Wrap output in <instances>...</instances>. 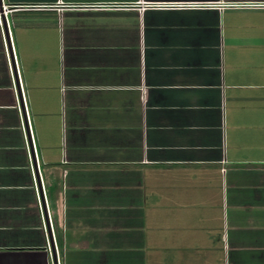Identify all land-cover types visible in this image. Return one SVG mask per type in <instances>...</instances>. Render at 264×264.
I'll return each instance as SVG.
<instances>
[{
	"label": "crops",
	"instance_id": "0c3cea01",
	"mask_svg": "<svg viewBox=\"0 0 264 264\" xmlns=\"http://www.w3.org/2000/svg\"><path fill=\"white\" fill-rule=\"evenodd\" d=\"M0 2V264H264V0Z\"/></svg>",
	"mask_w": 264,
	"mask_h": 264
},
{
	"label": "water",
	"instance_id": "95a60500",
	"mask_svg": "<svg viewBox=\"0 0 264 264\" xmlns=\"http://www.w3.org/2000/svg\"><path fill=\"white\" fill-rule=\"evenodd\" d=\"M0 11H1V2H0ZM2 26H3L4 32L6 34L5 23H4V20L3 19H2ZM6 39H7V35H6ZM44 216L46 217L45 214H44ZM47 231H48V235H49V238H50V241H51L50 232H49L48 227H47Z\"/></svg>",
	"mask_w": 264,
	"mask_h": 264
}]
</instances>
